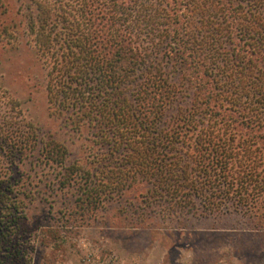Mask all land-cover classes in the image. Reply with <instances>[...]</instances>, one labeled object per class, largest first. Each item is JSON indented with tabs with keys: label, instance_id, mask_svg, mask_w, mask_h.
<instances>
[{
	"label": "trees",
	"instance_id": "16d2710c",
	"mask_svg": "<svg viewBox=\"0 0 264 264\" xmlns=\"http://www.w3.org/2000/svg\"><path fill=\"white\" fill-rule=\"evenodd\" d=\"M30 1L49 110L96 151L68 163L9 102L0 156L59 168L82 217L133 194L264 231V0Z\"/></svg>",
	"mask_w": 264,
	"mask_h": 264
},
{
	"label": "rangeland",
	"instance_id": "374dc122",
	"mask_svg": "<svg viewBox=\"0 0 264 264\" xmlns=\"http://www.w3.org/2000/svg\"><path fill=\"white\" fill-rule=\"evenodd\" d=\"M28 6L0 0V106L17 104L41 141L60 140L68 163L89 167L96 148L49 110ZM14 162L0 156V264H264V231L245 210L179 213L155 198L132 202L131 194L82 217L75 190L59 187V168L33 156Z\"/></svg>",
	"mask_w": 264,
	"mask_h": 264
}]
</instances>
